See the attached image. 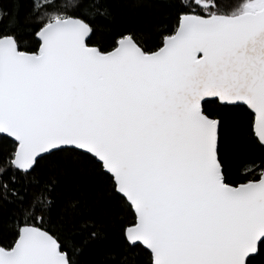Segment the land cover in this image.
I'll use <instances>...</instances> for the list:
<instances>
[{"label":"snow or ice","instance_id":"1","mask_svg":"<svg viewBox=\"0 0 264 264\" xmlns=\"http://www.w3.org/2000/svg\"><path fill=\"white\" fill-rule=\"evenodd\" d=\"M116 2L0 3V264H264V0Z\"/></svg>","mask_w":264,"mask_h":264},{"label":"trees","instance_id":"2","mask_svg":"<svg viewBox=\"0 0 264 264\" xmlns=\"http://www.w3.org/2000/svg\"><path fill=\"white\" fill-rule=\"evenodd\" d=\"M0 3H3L5 7L11 6L7 3V0H0ZM163 11V0H142L139 4L135 3V0H117L113 7V23L116 26L144 25L153 21ZM248 156H253L258 162L260 153L258 151L252 152L246 147L241 146L237 149L234 158L239 161ZM69 194L71 193L67 191L59 193L60 196ZM110 240H114V236ZM100 256V251L94 249L87 252L83 259L85 264H97Z\"/></svg>","mask_w":264,"mask_h":264}]
</instances>
